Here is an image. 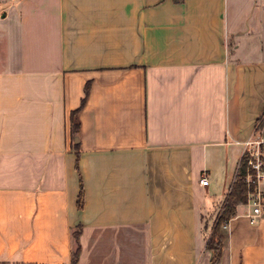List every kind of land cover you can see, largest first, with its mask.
Listing matches in <instances>:
<instances>
[{
    "label": "crops",
    "instance_id": "obj_1",
    "mask_svg": "<svg viewBox=\"0 0 264 264\" xmlns=\"http://www.w3.org/2000/svg\"><path fill=\"white\" fill-rule=\"evenodd\" d=\"M263 113L264 0H0V264H72L78 228L75 264H211ZM250 212L219 264H264Z\"/></svg>",
    "mask_w": 264,
    "mask_h": 264
},
{
    "label": "trees",
    "instance_id": "obj_2",
    "mask_svg": "<svg viewBox=\"0 0 264 264\" xmlns=\"http://www.w3.org/2000/svg\"><path fill=\"white\" fill-rule=\"evenodd\" d=\"M175 3H181L182 0H173ZM87 95V91H86ZM85 98H83L81 102V106L85 103ZM77 113L73 112L71 115V130L73 133L78 134L79 132V123L77 119ZM264 122V113L262 116L257 120L256 124V131L261 129ZM74 148H78V144H73ZM262 160L264 157L262 156ZM250 161V157L247 153L243 154L238 164V168L234 177V180L226 193L224 194L223 202L219 209V212L216 216V220L211 227V232L209 234L208 240L206 242V249L211 252V264H219L221 251L223 244L225 242L226 236L221 231V227L227 223V221L235 215V209L238 205H246L248 195L255 191L256 184L255 180L253 182H247L246 178L248 175H255V171L252 170L248 162ZM76 170H78V156L76 159ZM264 170V168H263ZM84 204V196H83V189L80 181V190L77 199V207L78 209H82ZM72 237L75 243V250L72 253V264H75L77 260V256L79 254V228L72 232Z\"/></svg>",
    "mask_w": 264,
    "mask_h": 264
},
{
    "label": "built area",
    "instance_id": "obj_3",
    "mask_svg": "<svg viewBox=\"0 0 264 264\" xmlns=\"http://www.w3.org/2000/svg\"><path fill=\"white\" fill-rule=\"evenodd\" d=\"M257 132L258 131H256V133ZM263 147L264 142L258 138L244 143V154L247 153L250 157L248 165L255 171V175H248L246 178L247 182H253V180H255L256 184L255 191L250 193L247 199V205L251 208V212L248 215L251 223H254V221L260 217L261 208L264 205V188H262V185H264ZM199 184L202 187L208 186L207 177L202 176L199 180ZM222 227L225 228V225Z\"/></svg>",
    "mask_w": 264,
    "mask_h": 264
},
{
    "label": "rangeland",
    "instance_id": "obj_4",
    "mask_svg": "<svg viewBox=\"0 0 264 264\" xmlns=\"http://www.w3.org/2000/svg\"><path fill=\"white\" fill-rule=\"evenodd\" d=\"M263 186L264 185H262V188H264ZM222 202H223V199L220 202L216 203V205H215V207L213 209L214 213L212 212L211 214H209V216L204 218L203 224L206 226L205 231H206L207 234L211 231V227H212V225L214 224V222L216 220V216H217V214L219 212V209L221 207ZM221 231L224 232V229L221 228Z\"/></svg>",
    "mask_w": 264,
    "mask_h": 264
}]
</instances>
